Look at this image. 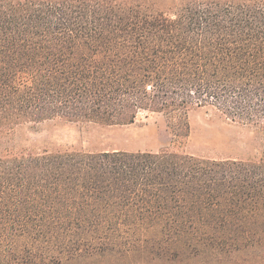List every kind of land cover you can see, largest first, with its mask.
Wrapping results in <instances>:
<instances>
[{
  "label": "trees",
  "instance_id": "obj_1",
  "mask_svg": "<svg viewBox=\"0 0 264 264\" xmlns=\"http://www.w3.org/2000/svg\"><path fill=\"white\" fill-rule=\"evenodd\" d=\"M198 109L264 127V0H0V137L147 112L173 139L157 151L0 156V264L264 249V158L181 151Z\"/></svg>",
  "mask_w": 264,
  "mask_h": 264
},
{
  "label": "rangeland",
  "instance_id": "obj_2",
  "mask_svg": "<svg viewBox=\"0 0 264 264\" xmlns=\"http://www.w3.org/2000/svg\"><path fill=\"white\" fill-rule=\"evenodd\" d=\"M189 123L190 137L180 148L187 154L217 160L254 161L264 158V127L236 123L206 109L192 111ZM172 143L166 118L161 114L142 112L131 125L106 126L60 119L23 124L0 137V156L44 151L53 153L157 151L172 147ZM263 254L264 249L233 255L216 252L209 256H201L192 262L178 264H264V258H261ZM69 264H132V262L97 257Z\"/></svg>",
  "mask_w": 264,
  "mask_h": 264
}]
</instances>
